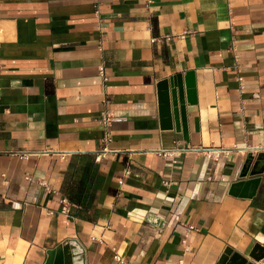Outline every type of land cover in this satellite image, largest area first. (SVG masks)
<instances>
[{"label": "crops", "instance_id": "1", "mask_svg": "<svg viewBox=\"0 0 264 264\" xmlns=\"http://www.w3.org/2000/svg\"><path fill=\"white\" fill-rule=\"evenodd\" d=\"M0 55V264L66 239L85 264H264V166L253 196L231 189L264 165V0H0ZM189 71L184 140L160 104Z\"/></svg>", "mask_w": 264, "mask_h": 264}, {"label": "water", "instance_id": "2", "mask_svg": "<svg viewBox=\"0 0 264 264\" xmlns=\"http://www.w3.org/2000/svg\"><path fill=\"white\" fill-rule=\"evenodd\" d=\"M192 71L187 72L183 77L176 73L168 80V89L161 94L160 115L165 128H172L181 132L183 139L188 140L186 124V103L195 102L194 81ZM263 153H259L253 161V156L248 155L240 169V180L233 183L231 189L239 187L241 196L251 197L259 186L261 177L257 174L263 172ZM249 175V178L246 176ZM249 191V192H248ZM226 264H251L247 259L238 253L227 252ZM250 257L259 260L264 256V247L256 244L251 251ZM43 264H85V254L76 240L66 239L55 247L46 251V258Z\"/></svg>", "mask_w": 264, "mask_h": 264}, {"label": "built area", "instance_id": "3", "mask_svg": "<svg viewBox=\"0 0 264 264\" xmlns=\"http://www.w3.org/2000/svg\"><path fill=\"white\" fill-rule=\"evenodd\" d=\"M150 0H147V2H149ZM187 31L184 30L182 31V33L180 34V36H184V34H186ZM166 38H168V36H166ZM154 40V39H153ZM2 71H3V63H2V59H1V55H0V81H1V78H2ZM99 74L102 76L103 78V81H107V76L105 75L104 71L102 69L99 70ZM105 101L107 102L108 100L105 99ZM121 117H117L115 115H113L109 109H104L101 114H100V120H101V123H102V126H103V137H102V142H103V146L100 150H98L96 152V158L98 159L99 157H101L103 155V153L105 151L108 150L107 148V144L109 143L110 139H111V130H110V127H111V124L117 120H120ZM187 147H178V146H174L172 149H168V150H161V152L159 151V154L161 155H173L174 153H178L177 151H184L186 150ZM229 152V149H220V148H211L209 149L206 153V156L211 158L212 160L214 161H217L218 158H219V155L221 153H228ZM174 156V155H173ZM121 178L119 179V183L121 184L122 181H123V178L128 176L130 174V167H129V164H125V166L122 168L121 170ZM62 212H67V208L66 207H63L62 208ZM185 227V232H184V237L182 239V242L184 243V246L186 249L187 248V244H186V239L188 237V234L190 231H192L194 229V226L191 225V224H186L184 225ZM115 260L116 261H119V262H123V260L121 259V257L119 255H115Z\"/></svg>", "mask_w": 264, "mask_h": 264}, {"label": "trees", "instance_id": "4", "mask_svg": "<svg viewBox=\"0 0 264 264\" xmlns=\"http://www.w3.org/2000/svg\"><path fill=\"white\" fill-rule=\"evenodd\" d=\"M75 202L81 204L83 201L80 199H75Z\"/></svg>", "mask_w": 264, "mask_h": 264}]
</instances>
